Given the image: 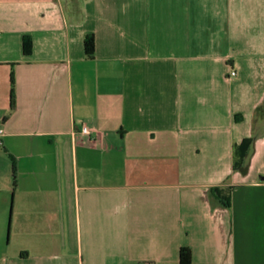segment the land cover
<instances>
[{
    "label": "crops",
    "instance_id": "obj_1",
    "mask_svg": "<svg viewBox=\"0 0 264 264\" xmlns=\"http://www.w3.org/2000/svg\"><path fill=\"white\" fill-rule=\"evenodd\" d=\"M0 130V264H264V0H0Z\"/></svg>",
    "mask_w": 264,
    "mask_h": 264
},
{
    "label": "trees",
    "instance_id": "obj_2",
    "mask_svg": "<svg viewBox=\"0 0 264 264\" xmlns=\"http://www.w3.org/2000/svg\"><path fill=\"white\" fill-rule=\"evenodd\" d=\"M84 48L87 56L92 57L94 53V35H87L84 39ZM23 49L25 54L31 53V40L29 37H23ZM10 105L14 103V78L13 74L10 75ZM178 264H193L191 250L187 247H181L179 250Z\"/></svg>",
    "mask_w": 264,
    "mask_h": 264
},
{
    "label": "built area",
    "instance_id": "obj_3",
    "mask_svg": "<svg viewBox=\"0 0 264 264\" xmlns=\"http://www.w3.org/2000/svg\"><path fill=\"white\" fill-rule=\"evenodd\" d=\"M236 74V72L234 71V70H231L230 71V76H234ZM2 131L0 130V133H1ZM81 132L83 133V134H86V135H89L90 134V128L88 127V126H83L82 128H81Z\"/></svg>",
    "mask_w": 264,
    "mask_h": 264
}]
</instances>
